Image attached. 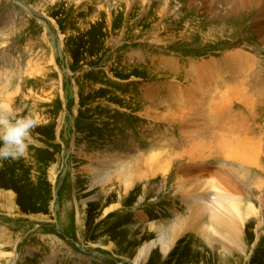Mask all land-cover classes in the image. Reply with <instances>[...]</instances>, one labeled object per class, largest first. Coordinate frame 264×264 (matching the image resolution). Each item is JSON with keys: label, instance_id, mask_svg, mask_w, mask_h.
Masks as SVG:
<instances>
[{"label": "rangeland", "instance_id": "1", "mask_svg": "<svg viewBox=\"0 0 264 264\" xmlns=\"http://www.w3.org/2000/svg\"><path fill=\"white\" fill-rule=\"evenodd\" d=\"M255 3L0 0V105L37 120L27 154L0 160V264H264V5ZM238 52L255 60L251 70L202 74ZM236 85L254 102H221ZM112 165L138 177L107 179ZM186 189L203 199L202 228ZM219 189L241 198L240 244L204 232Z\"/></svg>", "mask_w": 264, "mask_h": 264}, {"label": "bare ground", "instance_id": "2", "mask_svg": "<svg viewBox=\"0 0 264 264\" xmlns=\"http://www.w3.org/2000/svg\"><path fill=\"white\" fill-rule=\"evenodd\" d=\"M77 1L78 2H83V1H86V0H77ZM240 1H242V2H248V0H239V2ZM254 1L256 2L255 4L262 3L264 5V0H254ZM239 4L240 3H238L237 7H239ZM226 57H227L226 60H225L226 63L225 62L222 63V61H219L218 62L217 60H212L211 62H206L205 61L206 63H203L202 64V70H203V73L202 74H205L206 76H208L207 73H210L211 74L210 76L212 78V75L215 76L217 73H222L223 75L225 74V76H226L231 71L232 74H233V76H235L236 72H239L240 70L243 71L245 69L247 71H249V70H251L255 66L254 65V61L255 60L254 59H250L248 55H245L244 56V53H241V52L234 53V55L233 54L232 55L229 54ZM214 66L217 67L216 68V71H213ZM195 73H197V72L195 71ZM222 74H220V75H222ZM210 76H208V77L210 78ZM235 77H237V76H235ZM208 84H209V82L206 81V84L205 85H208ZM242 89L243 88H240V86H238V85L233 86V87L230 86V88L227 91H225L226 93L221 94V96H220L219 99H220L221 102H229L231 99H228V98L229 97H231V98L234 97V99L241 100L242 102L246 103V105L248 106V105H250L254 101L250 97H245V95L243 94V91L244 90H242ZM185 92H186V95L183 92H182V94L185 97L186 101H189L188 104L190 103V101H191V103H192V101H195L196 102L197 99L195 100L193 98L194 96H193L192 90L190 88H189V90L188 89L185 90ZM235 96H237V97H235ZM192 104L194 105V102ZM180 108H179V111H177L175 113V115H177L178 112L184 114V112L186 111V108L184 106L182 107L181 110H180ZM196 109H198V108H196ZM252 155H253V153H252ZM100 166L102 167V169H104L106 167V163L101 164ZM201 167L203 169L208 168V167L205 166V163L204 162H201ZM112 170H113L112 172H110L109 170L105 172V177H107V179H110V176L112 177L117 172H120L122 174L128 175V176H125L124 177V182L126 184H128V182H131L133 179H135L136 177H138V175H136L135 170H133L130 166H113L112 165ZM184 170L185 169L180 168L178 170V173H181ZM195 170H196V166L193 164V161L190 160L189 167L186 168L185 175H188L189 176ZM179 179L180 180L175 185L176 186V190H177V192H178L179 189H182V191L183 190L185 191V189L183 187L184 186L183 179H185L184 176L183 177L179 176ZM207 183H208L207 186H209V188H213L214 187V184H213L214 181L210 182V180H209ZM260 188H261V186L259 187V189ZM187 191L189 193V196L186 197L187 199L190 198V200H191V198L194 197V196L192 197V195H191L192 193L195 194V195H197V191H189V190H187ZM195 197H194V199H196ZM187 199H186V202L187 203H191V201L190 200H187ZM198 201L200 203V205L198 203V206H194V203H193V206H194L192 208V213H193V218H194L193 220H195L197 222L198 228H202L203 225H201V220H199V219H200V217H203L202 216L203 213H204V211H203L204 208L203 207L205 205H203V203L201 204V202L203 201L202 198L196 199V202H198ZM217 201H218V206H219L218 207V211L217 212L216 211L213 212L211 214V218H210V226L212 228H210V230H209V228H205L204 232H206V234L209 235L210 241L217 240L218 244H220L222 246H224L226 244L225 241H229V242L234 241L235 243H239L240 244L241 243L240 238H241V235H242L241 227L243 225L240 222V220L241 221H244V218L242 216V212L240 210L241 198L238 197V196H236V195H234V194H232V193L226 192L223 189H219L218 200ZM189 208H190V206H189ZM214 208H216V207H214ZM250 209H251V211H252L253 214H257V212H256L257 209L253 205L250 206ZM112 210H113V208H111L110 210H108V212H110ZM186 221L187 220H185L184 222H182V224L185 225V222ZM206 229H208V231ZM213 235L219 236V238L212 240ZM151 247H153V246L152 245H150L149 247L145 246L141 250V253L139 254V257L136 259V261L137 262H140L141 257L144 256V254H146L147 252H149L150 249H151ZM171 247H173V245L167 243L166 246L162 245V250H163L164 253H168V251H169V249ZM1 255L3 257H6L7 254L1 252Z\"/></svg>", "mask_w": 264, "mask_h": 264}, {"label": "clouds", "instance_id": "3", "mask_svg": "<svg viewBox=\"0 0 264 264\" xmlns=\"http://www.w3.org/2000/svg\"><path fill=\"white\" fill-rule=\"evenodd\" d=\"M36 125L33 115H20L13 106L0 105V160L25 156L34 143L32 130Z\"/></svg>", "mask_w": 264, "mask_h": 264}]
</instances>
